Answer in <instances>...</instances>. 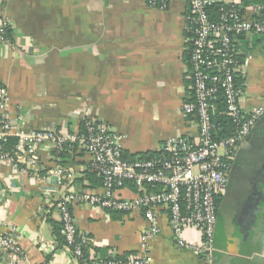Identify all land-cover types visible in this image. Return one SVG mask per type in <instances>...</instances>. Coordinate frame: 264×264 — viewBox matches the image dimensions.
Wrapping results in <instances>:
<instances>
[{"label": "crops", "instance_id": "1", "mask_svg": "<svg viewBox=\"0 0 264 264\" xmlns=\"http://www.w3.org/2000/svg\"><path fill=\"white\" fill-rule=\"evenodd\" d=\"M250 7L244 12L252 17ZM189 10L186 0L166 7L148 0H0V18L12 29L10 42L0 43V85L10 92L11 119L28 131L72 130L94 116L121 136L130 156L157 151L169 139L196 138L198 122L183 110L193 87ZM235 43L243 59L242 105L250 109L264 97V38L247 33ZM241 145L232 190L220 197L210 264H264V151L247 140ZM34 155L36 170L0 161V234L20 243V264H79L54 235L56 203L70 190H107L97 175L100 181L88 176L90 156L83 150L57 153L43 144ZM140 190L129 185L118 195L133 199ZM70 208L80 232L90 235L94 262L140 253L149 225L143 209L128 213L80 202ZM157 215L149 264H206L177 244L167 211ZM185 236L194 245L203 240L193 228Z\"/></svg>", "mask_w": 264, "mask_h": 264}, {"label": "built area", "instance_id": "2", "mask_svg": "<svg viewBox=\"0 0 264 264\" xmlns=\"http://www.w3.org/2000/svg\"><path fill=\"white\" fill-rule=\"evenodd\" d=\"M170 0H148L152 6L166 7ZM217 0H186L190 9V74L193 96L183 110L198 122L196 138L177 137L161 144L153 156H127L121 136L97 118L87 117L77 129L25 130L9 115L10 92L0 85V145L8 136L17 138L13 153L0 151V161L15 167L36 170L35 152L47 145L57 153L83 150L90 156L89 170L101 179L107 193L70 190L56 203L67 249L78 261L83 247L91 241L80 232L70 208L72 203H87L108 210L132 213L144 210L149 223L138 255L110 257L100 264H149V242L159 234L157 210L169 216L173 236L183 248L194 250L206 264L215 249L218 199L225 194L231 159L246 140L257 121L264 116V97L250 109L242 105L243 88L236 83L242 63L235 38L256 33L264 38V2L251 5L249 17L239 3L222 6L217 19L209 7ZM8 19L0 18V43L10 42ZM223 95L224 108L216 99ZM232 120L233 132L217 139L222 126L216 116ZM22 116H18L21 119ZM21 167V168H20ZM62 175V170L57 171ZM133 185L141 189L137 197L124 199L118 191ZM152 189V191H149ZM193 228L202 233L199 245L190 243L185 231ZM24 249L12 234H0V264H20Z\"/></svg>", "mask_w": 264, "mask_h": 264}, {"label": "trees", "instance_id": "3", "mask_svg": "<svg viewBox=\"0 0 264 264\" xmlns=\"http://www.w3.org/2000/svg\"><path fill=\"white\" fill-rule=\"evenodd\" d=\"M262 2H264V0H241L240 4L242 6V12H244L245 9L248 6H251V5L257 4V3H262ZM230 4H232V3H226V2H223V1L214 2L209 7L212 19H217L218 18L219 9L222 6H228ZM189 12H190V10H189ZM189 16H190V13L188 14V18H187V21H186V36H187L188 44H189V47H188V53L189 54H188L187 61H190V46H191V41L189 40V38L191 37V33H189V31H188V28L191 25ZM8 36L9 37L12 36V29L11 28L8 29ZM239 60H240L241 63L243 62V59H242L241 55L239 56ZM188 64H190V62H188ZM191 79H192V77H191ZM192 82H193V80H192ZM241 82H242L241 76L239 75V73H236V83L241 86L242 85ZM190 92H191V99H192V96L194 94L193 88L191 89ZM215 101H216V103H218L219 107L224 108L225 104H224L223 95L221 93L218 95V98ZM191 117L194 118L195 116H191ZM216 121H217V123H219L222 126V130L218 133V138L217 139L226 138L233 132L232 120L229 117H227L225 115H218V116H216ZM80 125L82 126L83 122ZM16 142H17V138L15 136H8L6 141L1 143L0 151L13 153L15 151V149H16ZM156 153H157L156 151H146V152H140V153L133 154V156H131V157H134V156L149 157V156L155 155ZM126 155L128 157L130 156L128 154H126ZM88 176L89 177L91 176V177L98 178L96 176V173L93 172V171L89 172ZM99 181H100V179H99ZM117 213H119V212H112V215L114 214V216H115ZM52 223H53V232H54V235H55V237L57 239V242L60 244V246H64L66 244V241H65V237H64V235L62 234V231H61V229H62L61 222L52 221ZM88 236H90V235H88ZM66 246H67V244H66ZM88 246H89V244L83 247V256L80 258L79 264H100L101 262H103V261H105V260H107L109 258V257L104 258V259L100 258L96 262H94L93 259H91L89 257L88 249H87ZM134 255H138V253L129 252V253H125V255H122L120 257L126 258V257H130V256H134Z\"/></svg>", "mask_w": 264, "mask_h": 264}, {"label": "water", "instance_id": "4", "mask_svg": "<svg viewBox=\"0 0 264 264\" xmlns=\"http://www.w3.org/2000/svg\"><path fill=\"white\" fill-rule=\"evenodd\" d=\"M246 140L249 141L250 143H254L259 150L264 151V116H262L257 121L254 128L247 136ZM225 203L226 202H224L223 205H225Z\"/></svg>", "mask_w": 264, "mask_h": 264}, {"label": "flooded vegetation", "instance_id": "5", "mask_svg": "<svg viewBox=\"0 0 264 264\" xmlns=\"http://www.w3.org/2000/svg\"><path fill=\"white\" fill-rule=\"evenodd\" d=\"M241 147H242V145H240L239 146V148H238V150H237V152H236V154H235V156L231 159V166H230V171H229V177H228V184H227V189H226V192H225V194H227V193H230L231 192V190H232V185L234 184V181H232V174H234L235 173V169H236V158L237 157H239L240 156V151H241ZM238 159V158H237ZM240 197H241V195H240ZM222 201L223 200H221V198H219V200H218V211H219V209H220V206H221V204H222ZM242 209H239V211L240 212H242L241 211ZM219 213V212H218ZM239 218V217H238ZM241 218H245V210L242 212V214L240 215V218L239 219H241ZM218 220V219H217ZM241 221V220H240Z\"/></svg>", "mask_w": 264, "mask_h": 264}]
</instances>
